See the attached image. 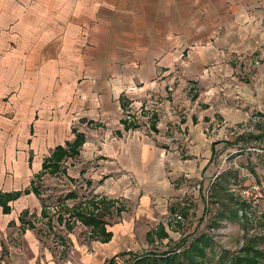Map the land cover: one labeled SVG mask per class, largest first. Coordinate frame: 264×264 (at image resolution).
Returning <instances> with one entry per match:
<instances>
[{
    "label": "crops",
    "instance_id": "crops-1",
    "mask_svg": "<svg viewBox=\"0 0 264 264\" xmlns=\"http://www.w3.org/2000/svg\"><path fill=\"white\" fill-rule=\"evenodd\" d=\"M0 61H11L0 63V264H58L42 250L55 222L38 182L49 175L46 160L77 135L85 141L75 156L91 146L92 156L111 158L113 171L132 173L131 189L141 195L128 219L105 225L110 240L91 238L92 251L80 257V264H108L137 252L136 235L150 244L161 225L169 238L175 233L161 220L152 230L158 193L169 195L164 158H172L169 176L197 183L211 166L218 117L235 126L264 113V0H0ZM150 96L153 105L141 103ZM140 106L153 115L149 123L137 117L149 132L129 125L127 113L138 115ZM84 121L115 125L103 150L88 141ZM182 135L185 145L172 153L155 143ZM71 158L62 163L66 173L54 175L77 183L85 171L71 176ZM102 200L117 203L92 197L77 212L91 202L101 208ZM74 225L65 224L67 234Z\"/></svg>",
    "mask_w": 264,
    "mask_h": 264
},
{
    "label": "rangeland",
    "instance_id": "rangeland-1",
    "mask_svg": "<svg viewBox=\"0 0 264 264\" xmlns=\"http://www.w3.org/2000/svg\"><path fill=\"white\" fill-rule=\"evenodd\" d=\"M7 62L11 64V61H0V63ZM5 66L0 65V67ZM156 100L150 96L141 103H147L150 107ZM139 111L138 115L127 113L131 117L129 125L133 128L141 127L149 132V125L145 124L141 118L138 120L137 117H147L145 121L149 123L153 115L147 114L151 111L146 110L144 106H140ZM154 118L156 120V117ZM218 120L220 127L217 129L220 132L218 135L213 134L209 140L213 147L211 166L203 169L202 180L196 183L195 179L183 178L179 181L175 179V176H169V173L173 172L172 158L171 156L164 158L167 167L164 187L169 195L163 194L160 197L158 193L160 199L158 207L161 213L156 218L157 221H152V230L158 228L157 223L161 220L160 223L165 225L168 223L170 227H174L175 233H171V237L164 241L155 236L153 243L150 242V244L143 235H136L137 252L121 253L115 264H131L135 257L147 254L164 255L175 252L179 255L202 234L212 237L213 240V246L208 249V264H228L229 260L243 256L244 249L250 244L255 247V250L264 251V113L256 111L250 118L235 126L226 125L221 116ZM83 124L79 127L88 132V141L103 150L106 140L112 139L109 134L115 125L93 121H84ZM76 127L78 128V125ZM122 129H124L123 125ZM105 130H109L108 136ZM185 142L183 135L169 141L155 139L157 147L168 149L171 153L176 147L182 148ZM90 149L91 146L84 150V153L88 152V154L72 156L65 164L71 176L85 171L84 176L77 178V183L69 182L70 178L64 175L49 174L40 179L41 181L37 178L43 195V204L49 207L48 211L52 213L55 222L54 230L47 229L45 233L43 232L42 250L45 253L47 249L51 251L57 258L58 264L67 262L80 264V257L92 251L91 228L88 227V229L79 220H70L71 215L73 219L77 217L79 207H76L79 203L87 202L92 197L105 195L117 201L116 204L109 201L102 204V211H106L107 214L99 211L105 223L113 224L119 222L122 217L124 220L128 219L141 196L138 192L134 193L135 189H131L136 184L131 177L132 173L113 171L110 164L111 158L94 157ZM203 160L205 163L207 159L203 158ZM173 181L176 182L173 183ZM253 185H262V193L250 199L243 198L239 194V190L249 189ZM194 188L197 189L196 193L193 191ZM191 189L193 192L190 191ZM88 205L90 210L95 212L92 202L86 204ZM116 208L121 209L123 215L118 216ZM32 212L37 213L35 210ZM59 214L64 215L66 219L62 226L57 223ZM30 217H32L31 220L34 218L33 215ZM178 217H182V220ZM73 221L75 223L73 232L67 234L64 230L65 224L73 223ZM36 222L38 226L47 223V221L41 223L38 220ZM18 239L17 236L15 242L21 245L22 241ZM83 246L84 249H90L86 252ZM257 264H264V259H259Z\"/></svg>",
    "mask_w": 264,
    "mask_h": 264
},
{
    "label": "trees",
    "instance_id": "trees-1",
    "mask_svg": "<svg viewBox=\"0 0 264 264\" xmlns=\"http://www.w3.org/2000/svg\"><path fill=\"white\" fill-rule=\"evenodd\" d=\"M84 141V136L77 135L76 140L72 144H67V148L59 146L54 152L52 158L47 159L44 163V171L53 175L58 172L65 174L66 171L65 169H62V163L67 157L75 156L77 154L78 148L82 146ZM44 174L45 172L42 175L44 176ZM71 196L73 197V195ZM104 202L105 201L102 200V202L99 204L102 205ZM92 204L95 209H98L96 203L93 202ZM102 208L103 205L101 210H98V212L91 211L89 207L85 208V211H82L83 208H81L78 211V214H76V219L81 221L84 226L91 228L92 239L100 238L104 242H107L110 240L111 234L107 233L104 229L107 223L103 221L101 214H99V211H102ZM102 212L104 214L107 213L106 211ZM60 218L61 216H59V219ZM154 237L155 236H153V234H149V242L153 243ZM156 238L159 240L169 238L168 233L165 231V228L162 225L160 226ZM212 243V237L202 234L198 238L194 239L188 248L179 255L175 252H170L164 255L147 254L144 256L135 257V259H132L131 264H208V249L213 246ZM242 254L243 256H237L234 259L229 260L228 264H257L259 259H264V251L255 250V247H253L251 244L244 249ZM117 258H119V256L110 260L108 264H115Z\"/></svg>",
    "mask_w": 264,
    "mask_h": 264
},
{
    "label": "built area",
    "instance_id": "built-area-1",
    "mask_svg": "<svg viewBox=\"0 0 264 264\" xmlns=\"http://www.w3.org/2000/svg\"><path fill=\"white\" fill-rule=\"evenodd\" d=\"M262 189H263L262 185H253L249 189L239 190V194H241L243 198L250 199L258 194H261Z\"/></svg>",
    "mask_w": 264,
    "mask_h": 264
}]
</instances>
